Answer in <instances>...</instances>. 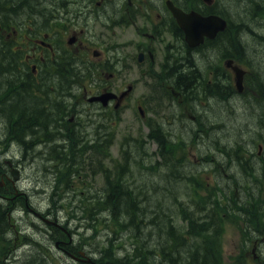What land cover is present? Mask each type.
Returning a JSON list of instances; mask_svg holds the SVG:
<instances>
[{
	"label": "flooded vegetation",
	"instance_id": "obj_1",
	"mask_svg": "<svg viewBox=\"0 0 264 264\" xmlns=\"http://www.w3.org/2000/svg\"><path fill=\"white\" fill-rule=\"evenodd\" d=\"M166 1L158 0L159 4L155 7L151 5L150 0H50V10L54 11L52 17L39 13L38 17L30 14L21 16H14L13 14L9 16L8 21L0 18V47L4 49L3 53L7 54L5 58L8 59L9 56L11 58L10 64L16 69L15 82L18 87L16 88L11 81L1 87L0 108L10 99L16 98L25 91L36 99L37 103L41 104L43 108L41 114L51 119L52 123L50 127L48 126V131L44 135L41 134L44 138H40V142L36 140L37 144H35L36 141L34 142L35 150H33L38 153L36 157L40 156V164H43L45 168L47 167L43 171L44 176L50 178L63 177L62 152L64 145L69 148L70 144L80 146L86 143L91 144L95 140L96 129L91 121L96 112L86 109L80 104L79 99L82 95L81 97L88 101V96H92L94 93L91 89L92 86L100 85L99 82L102 80L99 75L105 73L104 68L98 67L100 69L98 76L94 79L90 78L92 75L88 76L87 71L94 67V63L89 58L88 52L81 51L85 47V41H81L80 36L85 35L87 43L91 45L95 43L96 39L93 33L96 23L100 22L108 30L107 32L121 28H134L140 39L129 46L133 51L131 60L138 66L145 82L152 81L153 84L160 86L176 85V76L171 73V69L187 68L191 58L196 63L201 61V66L210 70V74L214 72L216 75L219 74L220 69L217 65L222 62L220 51L213 52L215 50L211 46V41H205L204 46L196 49L189 47ZM199 2L204 3L202 0ZM147 6H150V9L157 8L156 19L148 12ZM201 6L203 8H199V10L204 12L210 11L208 8L212 7L202 4ZM179 7L182 8L180 5ZM60 20L66 22L68 31H64V24ZM46 22L49 27L45 26ZM49 28L51 31H48ZM71 37L75 38V43L72 46L68 43V39ZM87 49L90 50L91 47L88 46ZM92 52L95 58L100 57L102 53L98 49H93ZM114 54L118 56L121 53L116 50ZM107 67H110L109 72H116L119 69V64L109 63ZM205 75L208 76V73ZM63 77L66 84L64 89L68 90L64 93L62 85L58 81ZM69 82L71 89H68ZM212 82L210 81V83ZM231 82V80H224L221 75L217 77L215 84L217 87L218 84L220 86L223 84V86L230 88ZM101 86V90H103L104 86ZM185 89L188 91L187 87ZM250 90L252 93L257 92L255 88L256 91ZM107 91L109 90L103 92ZM115 94L119 97L114 99L108 107L105 108L102 105L97 107L107 110L102 111V114L109 115L112 105L117 109L120 106L123 107L128 100L125 98L126 94L121 100L122 92H115ZM250 97L251 95L248 98L250 99ZM65 99L70 106L64 103ZM91 105L96 106L94 103ZM218 108L220 107L218 106ZM223 108L224 106H222V110H224ZM206 111H209L211 115L213 114L211 109L206 108ZM255 111L254 109L251 113L254 126L258 119L262 121L264 119V114L255 119ZM218 113L219 116L222 115L220 110ZM0 114L5 117V113ZM83 116L84 119L81 118ZM5 134H8V141L6 142L4 141L5 135L3 137V133L0 134L1 145L6 146L8 150V154L0 159V192L3 193L0 195L4 202L15 205L17 197L10 194L12 192L23 194L29 216L40 221L36 224L47 225V222L39 214L49 216V210L43 211L40 209V205L30 202V191L22 188L23 181L31 177H25L22 174L25 167L20 157L26 159L31 154V150L29 154L25 152L27 155H22L20 153L21 146H19L12 131H6ZM73 135L76 136L77 140L76 138L71 139ZM233 158L239 160L238 151L235 152ZM16 169L20 170L18 181L12 177ZM230 174L233 178H240L236 172L230 171ZM73 178H85V176L76 175ZM26 181L32 185L34 191L46 193V188H40L41 185L46 184V178H34ZM50 217L52 218V216ZM45 228L47 229L46 226ZM72 243L67 244L65 240H56L55 246L61 255L70 256L68 253L72 252ZM32 255V252L29 253V259ZM94 257L92 256V258ZM73 263L94 264L86 261H73Z\"/></svg>",
	"mask_w": 264,
	"mask_h": 264
},
{
	"label": "trees",
	"instance_id": "obj_2",
	"mask_svg": "<svg viewBox=\"0 0 264 264\" xmlns=\"http://www.w3.org/2000/svg\"><path fill=\"white\" fill-rule=\"evenodd\" d=\"M9 1L11 2L8 6L11 9L7 10V4L5 5V3L0 8L1 13L6 12L5 19L7 21L13 13L23 14L29 12L30 15L35 16L40 15L39 13L45 15L42 9L43 6L38 0ZM192 1L193 3L187 4V6L185 4V6L191 7L198 4V0ZM231 2L237 5V9L242 7V13L250 19L245 21V18L242 17L243 24L241 23L242 25L238 27L230 24L227 32L212 42L211 46L215 50L213 52L220 51L221 56L225 59L233 57L237 51L245 54L246 44L243 38L250 35L248 32L255 33L259 30L251 25L252 22H256L260 27L259 31L264 33V0H231ZM11 4H18V6H12ZM224 13V11H220L218 14L225 15ZM234 30L235 32L231 34ZM257 37L264 42V36L258 35ZM3 52L4 49L0 47V89L10 81L18 88L16 80H14L16 76L15 68L8 62L11 58L9 56L8 59L5 58L7 54ZM201 65V61L196 63L191 58L187 68L171 69V73L176 76L177 80L176 85L171 87L177 96L193 100L197 94H204L205 91L208 95L216 98L217 95L222 93V90L216 84L213 86L207 85L205 77L203 82L198 79L197 74L206 71V68L201 71ZM165 78L168 79V77ZM58 81L62 85L63 93L64 91L67 92L68 90L64 89V87L66 88L64 77ZM185 87L188 88V91ZM65 110H67L66 107ZM0 111L5 112V119L8 122H12L10 127L13 128L8 127L7 131H12L16 141L20 143L22 153L24 152L25 155L29 154L30 150V152L35 150L36 140L40 142L39 139L43 137L41 134L44 135L48 131V126L50 127L52 123L51 119L41 114L43 111L41 104L37 103V100L25 91L2 105ZM195 124L200 127L198 132L194 131L193 126ZM96 125L97 127L94 126L96 130L100 127L103 130L102 132H96L93 145L77 147L70 144L69 148H67V145L63 146V177L58 178V180L60 185L65 183V190L72 188L69 183L74 182L76 179L82 181L83 184L85 183L84 179L87 178H69L71 173H83V159H93L94 156H102L103 159L109 157V147L112 145L114 134L106 131L107 125L105 123H97ZM148 127L150 132L146 135L147 142L159 144L160 154L164 159L162 163L151 164L155 166L156 173H160V178L156 182L151 181V184L150 179L137 184V181L131 178L130 171L124 173L125 169H129L128 163L131 159L129 151L124 149L125 159L120 166L123 170L115 165L112 169L104 168L98 163L97 166L104 176L105 185L101 192L97 191L94 195L91 194L86 197L87 205H84V199H82L83 206H79L80 209L78 210L84 219H88L90 227L104 222L108 227L116 226L119 231H122V236L128 231L132 234V239L130 238L132 243L129 250L131 256L124 258L116 256L106 247L105 254L103 253L100 262L103 264H116L123 261L124 264H131L128 261L130 260L132 264H219L218 252L221 237L218 231L222 229L223 219L215 214L216 202L204 204L205 199L201 197L200 191L207 189L203 183L193 182L195 178L192 180L184 174L182 164L179 161L174 163L170 159V147L173 140L170 139L168 134L170 132L167 128L153 120L148 122ZM201 128L206 129V135L213 133L212 135L215 136H219V133L226 130L216 132V125L205 127L200 120L196 119L192 122L191 127V132L193 129L196 138L202 133ZM4 135L8 137V134ZM29 136L34 142L36 141L35 144L34 142L31 143ZM71 137V139L76 138L75 135ZM131 142L134 144H131ZM70 143H72L71 140ZM143 144L141 139L127 138L123 145L134 146L137 148L134 149V152L138 153V149L142 150L144 148ZM223 145H221V148ZM85 153L86 157L84 156ZM32 161L38 163L40 159L36 157ZM137 162L139 163H137V166H141V162L138 160ZM166 169L167 171L163 172ZM88 170H91V166ZM86 172L88 173V171ZM125 174L128 177L130 176L132 180L123 178ZM89 190L91 189L89 188ZM91 201L93 202L92 206ZM253 204L245 206H257ZM204 209H206V212L202 211ZM8 214V207L0 201V240L6 238V235L11 232ZM71 215H74L73 210ZM110 242L113 244L112 240ZM32 254L30 259L28 256L23 261V264H43L44 257L39 252L36 251Z\"/></svg>",
	"mask_w": 264,
	"mask_h": 264
},
{
	"label": "rangeland",
	"instance_id": "obj_3",
	"mask_svg": "<svg viewBox=\"0 0 264 264\" xmlns=\"http://www.w3.org/2000/svg\"><path fill=\"white\" fill-rule=\"evenodd\" d=\"M218 1L220 8L222 10L225 9L227 12L232 14L233 20L236 23H238L242 17L245 18V21H249L250 17L242 13V7L237 9V5L231 2V0ZM9 2L11 1L0 0V8L5 3V5L7 4V10L11 9V7H9ZM150 2L151 5L155 7H157L159 4L158 0H150ZM11 5L18 6V4ZM155 7L150 9V6H147L146 9L151 14V16L156 19L157 8ZM5 14L6 12H0V18L5 19ZM13 14L16 16H21L28 15L29 12H25L23 14ZM251 25L260 30V27L256 22H252ZM107 31L108 30L105 29V27L100 22L96 23L95 31L93 33L96 40L93 45L87 43L85 35L80 36V40L85 41V47L81 51L88 52V56L93 61L95 68H106V63L109 62L119 64V69L116 72H109L106 70L104 71L105 73L99 75L102 80L99 83L100 85L104 86L102 91L111 90L116 93H121L127 88L128 85H133V90L128 96V100L123 107L119 108L117 112V114H120V121L118 122L115 119L117 122L114 124H109L108 127V130L114 133V137L112 141L113 145L110 148L111 160L106 162L107 168L111 169L113 164L119 165L123 161V154L121 153L120 149L124 138L130 136L132 139H139L142 136V140H144L143 137L147 134L148 129L142 121L143 118L138 111V107L142 106L143 109H146V111L144 109L145 120H148V118H152L153 120L157 121L164 120V124L167 127L169 124H173L172 128L176 135L183 137L188 141V146L186 147L182 146L179 142L182 141V139L176 141L179 143H177L174 148V159L183 156L182 160H187L186 166L193 172L194 175L197 176V178H195L197 182L200 183L205 180L206 182L214 183L215 180H219L222 186L227 188L229 179L225 177L224 173L216 172L219 169L217 163L229 166L232 172L239 174L240 178L245 176L240 163H238L236 158H233V156L236 150L242 145L243 138L247 140L246 146H248L253 144L251 139L256 137L254 135H261L263 133L264 124L261 119H258V117L264 114V83L260 91L251 94L249 100L250 109L247 113L241 112V115H246L245 117L241 116L239 113L229 117L221 113L224 111L222 110V106L224 104L233 105L238 102L240 98L233 92L227 90L225 87H220L222 93L217 95V98L215 99L216 101H213L209 108L213 110V115L215 118H218V110H220L222 115H220L218 119L219 126L221 127L226 124L227 128L225 131L219 133V136L209 135L203 145L192 143L191 139L189 138L191 132L188 134L186 133L187 120L184 119L183 122H180L178 118H175L177 113L183 112L185 117L189 119L190 112L188 106L185 103H180L179 101L176 107H172L167 98L162 95L163 90L166 93H169V89L167 87L154 85L149 81L145 82L142 79V75L138 69V66L132 62L131 57L133 51L129 46L140 39L134 28H121L110 32ZM243 39L247 46V48L244 47L245 53L249 55L251 63L258 69V71L262 73L264 78V47L261 46V43L255 37L246 36V38ZM88 46L91 47L90 50L87 49ZM93 49H98L102 52L100 57L95 58L93 56ZM116 50H118L121 54L118 56L115 55L114 53ZM206 71H202L201 74H197L198 79L201 82L204 80ZM208 71L211 73L210 70ZM112 74L115 75L111 76ZM252 78L255 79L253 76ZM14 80H16L15 77ZM70 86L71 83L69 82L68 89H71ZM92 89L94 95L96 90L93 88V86ZM205 93L207 92L205 91ZM80 99V104L83 105L85 102V108L88 109L89 107L87 106V100H84L81 95ZM216 102L220 108H218ZM64 103L70 106V104L66 102V99L64 100ZM112 106L111 108L113 109ZM254 109L256 110L254 117L255 119H258L255 126L251 114L253 113ZM100 112L102 111L100 110ZM0 113L5 112L0 111ZM117 114L115 116H117ZM108 117L109 121H111V115H108ZM11 123L12 122H8L5 117H2L0 114V129H2L0 134L3 133V137L8 130V127L13 128L10 127ZM240 129L245 132H243L245 135H242V132L239 131ZM246 131H252L254 135L246 134ZM28 138L32 141L31 143L34 142L30 136ZM218 138L221 139L223 144L231 146H229L230 151L225 149L227 155L221 150V145L218 143ZM4 141H8V138L4 137ZM18 144L20 146L19 142ZM131 144L134 143L131 142ZM143 146L144 148L142 150L138 149V153L134 152V149H137L134 146H125V149L129 151L131 158L129 159L130 162L128 163V166L130 168L131 175L133 176L132 178L137 181V184H141L147 179H150L151 184V181L156 182L161 175L160 173H156L155 166L149 164V160L156 164V161H160L162 159H160L156 145L144 143ZM202 147L205 149V151H202ZM2 150L3 148L0 149V152ZM36 152L37 151H32L26 159H24L22 156L20 157L21 162L25 167V174L31 178H50L48 176H44L43 174V171H45L47 167L45 168V166L40 164V162L35 163L32 161L33 158L36 157V154H38ZM145 152H148L150 158L147 156V154V159L145 156L143 157ZM206 155L209 159L210 165L206 163ZM212 156H215L216 162L212 159ZM137 160L141 162V166H137ZM166 171L167 169L163 172ZM185 172H187L188 175H192V172H188L187 169H185ZM84 181L86 184H83L82 181L77 179L74 182L69 181V184L72 186V188L69 190H65V183H62L63 186L62 190L60 191L61 199L57 204V215H59V218L62 220V224L64 223V225H69V228H72L70 232L71 234L72 232L75 233V238L77 240L76 242H80L81 245L85 247V250L92 256L102 258L103 253L105 254L106 247L116 256L123 258L131 256L129 255V250L132 243V234L129 231L124 233L122 236V231H119L116 226L112 225L108 227V225H105L104 222L97 223L92 227L87 224V227L84 228V224L86 223L79 219V216H83L81 213L80 215L78 214L77 217L71 216V207L81 205L80 198L84 199V205H87L86 197L89 196L87 190L88 187L92 188L91 194H95L97 191H101L105 185L104 178L98 176L97 173L96 178H87L84 179ZM181 181L185 183L183 179H181ZM254 183L256 185V182ZM235 187L236 185H233L232 188ZM46 189L49 192L47 193L46 191V193L42 195H38L35 192L30 193L33 203L40 205V209L43 211L51 207L49 202L51 188L46 186ZM82 192L84 193L82 194ZM260 193L259 199L263 201L264 186ZM100 194L101 193H99V195ZM201 194H205V191H203ZM227 202V200H222L217 204L220 215L224 219L221 239V253L223 256L222 262L225 264H232L237 257L247 255L249 257L250 264H264V238L259 240L253 239V233L256 232L255 230H258V235L264 234V227L262 228L260 225L262 223L260 216L253 218L252 222L247 224L242 219V216L235 210L236 207L234 206V201L231 203L232 209H229L228 213H225V206ZM92 203L93 202L91 201V206ZM29 224H32V222L29 223L28 218L24 213H17L16 215L13 214V219L10 220L11 241L9 244L0 243V264H5L9 258L10 261H13L14 258L9 257V255L17 248L18 252H20V255L17 260L13 261L12 264H23V261H25L26 258L23 251L27 249L24 245H27V241L29 239L33 241L37 240L39 235L37 230L31 227L29 228ZM248 238L251 239L248 240ZM110 240L113 241V244H111ZM2 254L4 255L2 256ZM66 258L62 259L49 254L47 259L44 260L43 264H73L69 258H67L66 261Z\"/></svg>",
	"mask_w": 264,
	"mask_h": 264
},
{
	"label": "water",
	"instance_id": "obj_4",
	"mask_svg": "<svg viewBox=\"0 0 264 264\" xmlns=\"http://www.w3.org/2000/svg\"><path fill=\"white\" fill-rule=\"evenodd\" d=\"M169 7L181 29H183L186 41L191 48L198 47L204 42L205 38L215 39L218 33L225 31L227 28V21L218 15L203 16L195 11L186 14L182 10L174 7L171 3H169ZM234 69L237 75L238 85L241 86L244 72L237 67ZM115 97L113 93H106L92 98L91 101H101L104 105H107L108 101Z\"/></svg>",
	"mask_w": 264,
	"mask_h": 264
},
{
	"label": "bare ground",
	"instance_id": "obj_5",
	"mask_svg": "<svg viewBox=\"0 0 264 264\" xmlns=\"http://www.w3.org/2000/svg\"><path fill=\"white\" fill-rule=\"evenodd\" d=\"M236 151H238V149ZM94 258H96V257H94ZM128 261L132 264V262L130 260H128Z\"/></svg>",
	"mask_w": 264,
	"mask_h": 264
}]
</instances>
